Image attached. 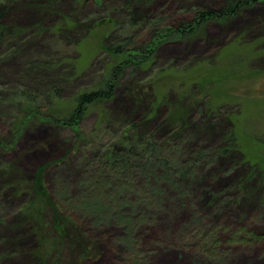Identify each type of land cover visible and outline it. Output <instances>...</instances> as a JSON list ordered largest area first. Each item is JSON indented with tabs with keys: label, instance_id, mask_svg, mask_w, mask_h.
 Returning <instances> with one entry per match:
<instances>
[{
	"label": "rangeland",
	"instance_id": "374dc122",
	"mask_svg": "<svg viewBox=\"0 0 264 264\" xmlns=\"http://www.w3.org/2000/svg\"><path fill=\"white\" fill-rule=\"evenodd\" d=\"M123 1L0 0V264H264V0H133L164 27L242 2L140 65L101 51ZM113 66L106 105L53 121ZM121 140L128 177L95 185L94 155ZM39 168L69 222L57 250L26 212Z\"/></svg>",
	"mask_w": 264,
	"mask_h": 264
},
{
	"label": "trees",
	"instance_id": "16d2710c",
	"mask_svg": "<svg viewBox=\"0 0 264 264\" xmlns=\"http://www.w3.org/2000/svg\"><path fill=\"white\" fill-rule=\"evenodd\" d=\"M241 4L242 2L228 1L225 3L224 8L219 11L195 9L191 13L190 21H184L177 25L173 24L172 26L167 25L164 27L162 20L153 14L142 12L140 9H136L137 7H135V9L133 8V5L142 8L143 4L133 0H125L115 9L123 19V24L120 22L116 23L111 19H102L98 22L99 26L103 23H105L103 24L104 27L113 26V32L115 31L112 35L115 41L107 44L105 43L106 40L104 37L101 51L115 59L121 57L125 58L123 60L131 59L135 65L147 63L150 59L148 55L152 52L155 41L160 38L162 39V37L165 38V36L170 34L177 35L178 38L184 37L201 24L223 18L224 16L233 13ZM4 12L5 10L0 8V19L3 18ZM141 28H146V30H148V35L145 40L143 39V41H140L132 36V34L129 35L135 30ZM10 31L9 28H0V42H4L7 37L11 36ZM125 32L128 34L124 35L123 33ZM116 70L115 66L109 69L107 78L99 89L84 93L76 98L69 118H54L53 121L63 126H72V123H77L78 120H81L84 117L89 108L106 105L113 96L112 83ZM124 140L130 142V144L138 145L147 154L154 152V149L156 148L154 145L149 144L147 140L145 141L141 136L135 137L134 140L131 138H124ZM123 143L124 141L121 140L113 144L111 146L112 152L105 154L106 157H108L107 159H104L98 154L94 155L93 158L97 160L96 165L100 168L98 171H93L90 174L89 180H92L95 185H100L104 180L106 183L108 178V181L112 180L108 183L109 185H112L113 189L115 187H122V184H119L118 182L123 178L128 177V166L130 165L129 159L131 157V150L128 149V146H124ZM90 165L91 164H89V166ZM32 179L33 185L31 187L32 190L30 191V199L26 204V212L31 218L39 221L42 228H44L46 248L52 246L57 250V248H59L57 244H61L68 237V219L64 217L60 208L53 203L44 183L43 169H37ZM113 184L116 186H113ZM104 193L107 196V192L105 191ZM48 233H50V237ZM49 251L51 252L48 248V252Z\"/></svg>",
	"mask_w": 264,
	"mask_h": 264
}]
</instances>
